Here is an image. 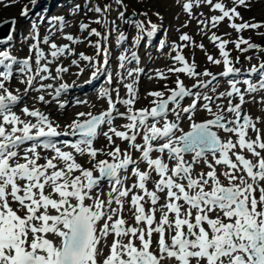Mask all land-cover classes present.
Returning <instances> with one entry per match:
<instances>
[{
    "label": "snow or ice",
    "instance_id": "1",
    "mask_svg": "<svg viewBox=\"0 0 264 264\" xmlns=\"http://www.w3.org/2000/svg\"><path fill=\"white\" fill-rule=\"evenodd\" d=\"M31 2L36 4L37 0ZM116 2L122 4V0ZM200 2L201 0H196V3ZM203 2L221 13L210 18L212 27L225 18L230 21L229 27L237 32L264 26L257 23H234V19L240 18L236 7L228 9L223 3L213 4V0ZM234 3L245 5L246 0H234ZM183 8L190 12L193 8L192 0L185 3ZM92 10L97 13L102 11L100 7ZM21 15H28L27 7L22 9ZM118 18L134 23L140 32L145 31L142 22L127 20L123 11ZM95 22L101 23L100 20ZM11 23L14 25L15 20ZM48 23L49 32L52 33L53 29L62 31L67 22L64 17L56 16L49 19ZM198 23L205 28L208 26V21ZM38 28L36 21L30 23L29 38L37 40ZM87 29V24L80 25L81 31ZM156 29L157 26L152 24L148 35L152 36ZM89 35L100 36V33L93 28ZM12 39L13 36L9 33L7 41H0V44H6ZM64 39L79 43L71 34H66ZM125 39L121 33L119 41L123 42ZM209 39L212 42L220 41L217 47L221 59H214L206 54L209 62L215 65L223 63L224 71L219 75L228 77L239 73L240 69L234 66L230 53L226 50L229 41L215 34ZM138 40L139 37L137 42ZM180 40L190 41L191 38L184 34L180 36ZM43 43L49 46L52 60L42 65L41 61L47 60V57L40 48V43L31 44L29 51H35L34 74L30 64L31 57L18 62L19 72L27 74L29 87L33 86L36 77L41 81L58 79L61 73L69 71L67 67L57 66V75L52 76L48 67V64L65 53L74 54L69 44H49V36L43 38ZM234 43L240 51L258 47L242 37ZM241 44L247 47L242 49ZM163 46L162 42L161 48ZM95 47L98 54L103 52L107 56V51L101 49L99 42ZM177 47L174 45L172 50L177 51ZM198 47L203 49V44ZM80 59L92 61V57L84 53H80ZM128 59L126 55L119 57L121 68L125 67L123 61ZM131 59H137L135 52L131 54ZM173 60L183 66L169 68V72L211 78L206 81L197 79L193 87L207 89L217 79L216 75L207 70L203 73L196 72L195 63H187L179 52ZM16 63V59L8 51L0 50V65L6 69L0 72V264H162L165 260L170 264L172 261L175 264H264V186H261V182H264V156L257 151V148L264 150V142L261 141L256 123L249 115L242 113L245 94L237 86V81H229L230 90L220 92L218 98H231L235 95L238 102L233 103L228 99L227 107L217 105L216 111H213L210 103L203 104V109L213 118L202 122L194 119L198 100L212 101L213 97L202 95L199 91L193 93L191 88L185 87L177 78L176 88L169 89L170 94L166 98L161 91L148 93L155 98L151 109H133L138 96L132 84L125 85L129 97L127 99H120L119 91L116 90L115 102L111 99L109 90L104 89L100 96L108 98L109 108L106 111L98 115L91 112L78 113V117L87 119L73 120L67 125V131H60L59 124H54L48 115L39 110H30L27 106L21 109L23 116L35 118V122L32 119H22L21 115L13 111V107L22 102V97L5 87L4 81L12 76V67ZM71 63L77 65L76 60ZM107 63L105 59L104 65ZM93 67L94 79L103 65L94 63ZM140 71L142 70H128V76ZM250 73L258 75V82L244 80L243 83L247 85L245 92L264 90V62L252 66ZM158 75L166 78L163 73L158 72ZM111 79L109 75V83ZM68 87V84L62 83L50 95L55 100ZM44 89H53V85L40 83L36 91ZM27 91L26 88L25 92ZM185 97L194 99L188 107L181 108L180 101ZM38 100L48 103L44 95H40ZM117 102L126 106V112H117ZM170 104L174 107L170 108ZM114 112L129 121L123 125L126 131L113 127L116 118ZM170 112L175 120L167 119ZM225 112L233 114L234 119L228 120ZM182 113L189 114L187 131L180 126ZM160 120L164 121L163 125L157 126ZM101 126H107V131ZM213 127L235 134L236 142L231 139L222 141ZM249 129L257 133L255 140L246 139ZM68 135L79 137L71 143L62 142L72 151L62 150L54 139ZM100 135L106 138L109 145L115 144L113 137L128 142L130 149L142 153L140 161L134 160L127 150L122 152L119 146H114L111 150L95 148L94 141ZM138 137H142V144L136 143ZM26 142L31 143L25 146ZM237 147L241 151L246 149L256 157V162L234 151ZM38 149L50 150L54 155L43 157L46 162L41 165L38 163L42 158ZM165 151L168 159L175 161L171 167L160 156L151 155L153 152L163 154ZM98 153L111 159L98 160ZM74 154L87 155L91 168H84L77 162ZM186 154L192 155L191 162L185 159ZM208 154L212 155L213 162L208 161ZM201 161L210 170L193 176V164ZM140 162H146L151 172L140 170ZM130 165L134 166L131 172L136 179L131 187H125L124 181L128 178ZM220 165L225 166L226 170L218 174L216 166ZM77 172L79 174L74 175ZM152 172L157 174L158 179L155 181V190L149 191L146 184L152 178ZM221 175L227 179V184L221 182ZM104 182L111 186L106 201L100 198ZM46 189L49 190L47 194ZM134 189L140 190L143 195H131L130 211L134 224L128 225L122 216L123 198L129 197ZM257 190L260 193L258 198L255 195ZM93 191L96 192L95 196L92 195ZM158 192L165 194V202L159 206L161 214L157 221L155 206L160 200ZM145 197L148 199L145 200ZM86 200H92V203L87 204ZM141 201L150 202L153 207L146 211ZM12 203H17L18 207L13 209ZM113 203L117 207H112ZM53 211L55 214H52ZM170 214H174V217L170 218ZM212 214H215V218H212ZM142 222L144 227H140ZM166 232L170 243L166 239ZM154 234L158 235L157 251L152 250ZM49 235L55 239H49ZM109 235L113 236L110 245L107 244ZM104 247H108L109 254L101 260Z\"/></svg>",
    "mask_w": 264,
    "mask_h": 264
},
{
    "label": "rangeland",
    "instance_id": "2",
    "mask_svg": "<svg viewBox=\"0 0 264 264\" xmlns=\"http://www.w3.org/2000/svg\"><path fill=\"white\" fill-rule=\"evenodd\" d=\"M188 0H122V4H117L116 0H66L62 3H59L57 5H53V0H37L36 4H32L31 0H5V2H0V22H7L9 25H11L12 29V36L13 39L10 42H7L6 44H0V50L8 51L10 55L17 58L18 60L26 59L31 56V53L35 57V51L32 52L29 51V47L33 43H40V48L43 50V38L45 36H48L50 25L48 23V20L52 17L56 16H62L65 18L66 22V29L59 31L56 37H54L55 33L49 40V44L52 42H55L53 40H64L62 43H58V46H62L65 44H69V46L73 49L74 54L69 55L68 53H65L63 56L59 57L55 61L52 62V64H48V67L51 71L52 76H56V67L57 66H63L67 67L69 69L66 73H61L60 78L58 79H48L43 80L44 84H52L60 85L62 83L68 84L70 87H68L66 91V95L64 97H74V93L71 91H75V89L80 88V85L84 84L88 85L90 82L94 83L98 86V89L94 91L95 96L102 98L101 103L98 100H93L89 102L88 98L90 95L88 93H83L80 96L74 97V103L70 108L68 109V116L67 119L61 120L62 112H59L57 116L51 120L54 124H59L60 128L58 130L60 131H67V125L72 123L73 120L79 119L83 121L84 119H87V117H78L75 113H88L91 112L93 115H98L103 111H106L109 108L108 104V98L107 97H101L100 92L104 90L103 88L106 87L109 82L107 78L109 77L110 73H113V68L116 67L115 62L117 61V58L121 53L125 54L126 56L132 54L135 52L137 54V62L135 63L134 68L140 69L143 71V74L141 76V71L138 73V75L135 76L133 79V87H135L138 99L132 106L134 110H140V109H151L153 107L152 101L155 99L154 97L148 95V93L152 91H161L164 93V97L166 98L170 92L169 89H175L176 88V81L177 78H179L185 87L191 88L193 85L197 83V81L193 80L192 77H189L187 75H184L182 73H175V72H169L168 69L172 67H178L176 64V61L173 60V57L177 55V52L179 54L183 55L185 59L188 60L189 64H192L193 62L196 65V72L199 73V71H202L204 69L210 68L213 72L217 71H223L224 65L221 63L220 65H215L207 60V55L213 56L214 59H221L219 49L217 47V44L220 42L219 40L216 42H212L209 38L215 34L217 37H221L223 40L229 41V43L226 45V50L230 53V59L232 60L235 67L240 69L239 73L233 74L234 77H237L239 74H242L244 77L247 75L246 72L250 71L252 66H258L260 64L261 59L264 57V26L259 27L257 29H245L240 32H237L235 29L229 27L230 21L225 18L223 21L219 22L215 27H212L210 18L212 16H219L221 13L218 10H214L210 5L206 4L201 0L200 3H195L193 8L190 12L187 13V11L184 10L183 5L187 3ZM196 2V1H195ZM41 4V8L39 11V14H36L34 12L37 4ZM215 3H223L226 8L231 9L233 7H236V11L239 12L240 18L234 19V23L240 24V23H257L264 25V0H246L245 5H238L234 3V0H213V4ZM77 6H79L77 8ZM111 6L110 13L108 12V8ZM25 7L28 8V11H33L34 15L36 14L37 19L35 20L36 23L41 28H38V38L37 40H33L29 38V32H30V23L33 20H30V22H26V17H22L21 11ZM95 7H100L102 11L100 13L95 12ZM107 9V10H105ZM123 11L124 16L128 13H136L137 19L136 21H140L143 23L144 32H140L136 27L134 23H127L124 19H120L119 13ZM144 11L143 16H147V20H145L146 17L142 18V13ZM138 12V13H137ZM32 13V15H33ZM141 14V15H140ZM146 14V15H145ZM43 17L44 19L41 20L40 18ZM126 18V17H125ZM8 20V21H7ZM11 20H15V24L12 25ZM100 20L101 23H96L95 21ZM208 21L207 28L204 27L203 24H199L198 21ZM44 21V22H43ZM5 22V23H6ZM43 22V23H42ZM150 22V23H149ZM42 23V24H41ZM81 24H87L88 29L81 31L80 25ZM154 24L157 26V30L159 29L161 31V35L159 38L153 41V45L160 47L162 42H165L166 40L169 42V51H167L163 57H155L154 60L150 59V56H144L145 49L147 48V44L145 42L146 38H144L145 35H148L149 29L151 28V25ZM95 28L99 33L100 36L95 35H89L91 29ZM201 29H204V31H201ZM53 31H56L53 29ZM123 33L126 39L123 42L119 41L120 34ZM66 34H71L74 37H76L79 40V43L69 42L66 39H64V36ZM187 34L191 40L190 41H181L180 36ZM6 36V35H5ZM50 36V35H49ZM149 36V35H148ZM8 37V36H7ZM6 38L0 39V41H7ZM137 37H139V40L137 42ZM243 38L245 40H248L249 42H255L254 38L257 40H261V42L258 44V47L255 49H249L247 51H240L237 50L235 47L234 41H236L239 38ZM161 39V41H160ZM126 41L130 43V49L134 51H126V47H123L121 51L119 50V47L126 45ZM161 42L158 44V42ZM23 42V43H22ZM99 42L100 47L102 50L107 51L106 58L109 59V57L112 55L111 60L108 61L106 65H103L100 73L96 78H92V73L95 70L93 67V64L96 63L97 57V48L95 47L96 43ZM203 44V49L198 47V45ZM94 45V46H91ZM176 45L177 51H173V46ZM187 45V46H185ZM45 47H49L48 45H45ZM247 46L244 44H241V48H246ZM109 48V51H108ZM138 49L139 51H137ZM47 54L49 55L50 49H47ZM80 53H84L85 55L92 57V61H84L80 59ZM207 54V55H206ZM153 55H156V53H153ZM250 58V59H249ZM116 60L113 64H111L110 61ZM50 60L52 58L50 57ZM72 60L77 61V65H73L71 62ZM237 60L239 61L237 63ZM41 64H45L44 61H41ZM100 65V64H98ZM81 69L83 71L81 72ZM151 69L156 70V72H153V76L150 75L149 71ZM19 71V70H18ZM17 72V71H16ZM159 73H163L164 77L166 78H160L158 75ZM20 76V75H18ZM151 77V79H150ZM153 77V79H152ZM211 79V78H210ZM209 79V80H210ZM137 81V83H136ZM148 83V87H146V83ZM41 82V83H43ZM57 83V84H56ZM119 83H122L120 81ZM119 83L117 85L112 84L111 89H115L111 92L110 96L111 99L115 102L117 100V92L116 90H119ZM137 84V85H136ZM139 86L142 84V88L145 89H138ZM222 85L221 80H214L209 85L207 89H205V93L213 98H218L220 92H226L230 90L227 89H221L220 86ZM5 87H7L10 91L13 92V94L22 96V102L20 106L17 109H14L17 114H22L21 109L25 106H27L30 110L36 109L33 107L36 104L44 106V109L48 111L52 109L58 108V105L64 103L63 97L58 99L56 98L54 103H49L51 99H53V96L47 93V90H44L42 92L46 93H38L36 91V88L39 87V84L36 83L29 87L27 84V76L19 79H15L11 81L10 83H5ZM245 87V85H244ZM28 89L27 93L25 92V89ZM124 90L126 92L125 95H120V99L129 98L128 93L126 91V87L124 86ZM201 89V88H200ZM198 87H196L195 90L201 92L203 89L200 90ZM215 90V91H213ZM70 91V92H68ZM37 92V93H36ZM54 94V92H53ZM40 95H44L45 101H48V103L40 102L38 100V97ZM232 98V97H231ZM190 97H185L183 100L180 101V107H188L192 100ZM217 103H220L222 106V103H225L228 101V98H220ZM230 99V98H229ZM236 101H238V97L235 98ZM187 101V102H186ZM245 101L248 103V109L242 108V113L249 115L252 120L254 119L255 123H258L257 129H259V135L262 136L264 140V97L262 95H253L249 97H245ZM201 102H204L201 101ZM210 102V101H206ZM200 104V103H199ZM203 104L196 110L194 119L196 122H202L207 119H212L210 113H208L205 109L202 107ZM217 106V105H216ZM169 107H174V105H169ZM227 107V104L224 108ZM263 107V108H261ZM62 110V108H59ZM262 109V110H261ZM217 110V107L216 109ZM126 111V110H125ZM230 113L225 112L224 115L228 120L234 119L233 117H229ZM189 114L182 113L183 119L180 122V126L187 131L189 126V121L187 119V116ZM76 116V117H75ZM115 116V115H114ZM113 121V127H116L118 130L126 131V129L123 128V125L127 124L128 121H126L124 118L117 117ZM167 119L169 121L175 120V116L169 113ZM261 121V122H260ZM163 120H160V123L157 126L163 125ZM104 131H107V126H101ZM213 131H216L218 136L222 141H227L230 139V137L234 138L233 142H236L237 137H233L230 135H224V131L222 129H217L213 127ZM179 134V133H177ZM257 133L253 131L252 129L248 130L247 138H251L252 140L256 139ZM224 136H229L225 138ZM260 136V137H261ZM115 144L109 145L106 138L103 135L98 136V138L94 141V147L97 149H100L104 147L106 150H111L114 146H119L123 151L127 150L129 154L132 156V158L135 160L136 157L133 156L135 149H130L129 144L126 141H122L119 138L113 137ZM97 142V143H95ZM69 151H72V149H69ZM234 151L239 152L240 154H243L239 147H237ZM257 151H260L261 156H264V150H261L257 148ZM246 152H248L246 150ZM54 155V154H53ZM75 158L78 163H80L84 168H91V163L89 162V157L87 155L80 156L79 154H74ZM231 158L235 161V157L231 155ZM97 159H108L111 158L102 154L98 153ZM185 159L189 162L192 161V155L186 154ZM208 161L213 162V157H211V154H208L207 156ZM248 159L252 160L254 163L256 162V157H254L251 153L248 152ZM23 162V160L21 161ZM40 162V161H39ZM134 167L133 165H130V168ZM217 173H222L226 170L225 166L220 165L216 166ZM206 164L201 161L200 163L193 164V176L197 175L201 171L204 173H207L209 171ZM75 174V173H74ZM98 174V173H95ZM128 174L132 175V172L129 171ZM121 175H124L121 173ZM246 175V174H245ZM128 178L124 181L125 187H131L129 186L128 182L130 180V176H127ZM221 182L224 184H227L228 181L224 176H220ZM261 186H264V182H261ZM259 191L255 193L257 198L259 197ZM56 198V197H55ZM103 199V198H101ZM106 201V200H105ZM87 204H91L90 200H86ZM115 204V203H113ZM13 209H16L18 207L17 203H12L11 205ZM117 207V205H116ZM127 207H130V198L124 200V207L122 216L126 220L127 216L125 213V209ZM23 215V212L20 213ZM52 214H55L54 211ZM212 218H215V214H212ZM227 222V220H225ZM128 225H131L129 222H127ZM206 226V225H205ZM140 227H144V224H141ZM53 239H55L53 237ZM113 240V236L107 237V244L110 245ZM153 242H154V235H153ZM138 243V241H137ZM108 248V247H107ZM104 247L105 251L107 249ZM153 251H157L155 247H152ZM103 255L100 257L102 260L104 258ZM167 264V263H164ZM170 264V263H169ZM175 264V263H171Z\"/></svg>",
    "mask_w": 264,
    "mask_h": 264
},
{
    "label": "bare ground",
    "instance_id": "3",
    "mask_svg": "<svg viewBox=\"0 0 264 264\" xmlns=\"http://www.w3.org/2000/svg\"><path fill=\"white\" fill-rule=\"evenodd\" d=\"M66 24H68V23H66ZM66 29V28H65ZM52 32H54L55 33V35H54V37H56L57 35H59V34H57L59 31H52ZM48 33H49V37L51 38L52 36H53V34L54 33H50L49 31H48ZM159 34V33H158ZM50 38H49V40H50ZM53 41H55V43L56 44H58V43H62L63 41L62 40H59V39H57V40H53ZM45 45L46 44H44V48H43V51L46 53L47 52V49H49V47H45ZM169 48H168V44H166V45H164L161 49H159V50H156V48L154 47V46H150L149 47V49H148V52H156V54L159 56V57H163V55L167 52V51H169L168 50ZM147 52V53H148ZM47 57V56H46ZM151 60H154L155 59V57L154 56H152L151 58H150ZM100 61V62H99ZM105 61V58L104 57H100L99 59H97V64H100V63H103ZM124 63V65H125V67L124 68H121V67H115V68H113V73H112V80L113 81H115L116 79H117V77H118V75H120L122 72H124V71H126L127 70V64H128V62H123ZM117 65V64H116ZM36 81H37V84H39V83H41V82H43V81H41L40 79H39V77H36V80L34 81V84L36 83ZM45 82H46V80H45ZM145 82V81H144ZM146 83V82H145ZM33 84V85H34ZM146 85H147V87L149 86L148 85V83H146ZM86 86H88V87H90V84H88V85H86ZM142 89H145V88H142ZM120 93V92H119ZM89 95H90V97H89V102L91 101V99H93V100H97V98L95 97V95H94V93L92 92V91H90L89 92ZM22 97V96H21ZM63 99H65V102H64V109L63 110H60V109H58V108H56V109H52V110H50V111H48L47 112V110L46 109H44V106H41V105H38V104H36L35 106L33 105V107L34 108H36L37 110H39L40 112H42V113H45V115H48V117H49V119L50 120H53L56 116H57V114L59 113V112H62V116H61V120H65V119H67V116H68V109L70 108V106H72L73 105V102H74V100H73V98H71V97H66V98H63ZM233 100H234V98H233ZM101 103H103V101H100ZM104 104V103H103ZM244 105V104H243ZM19 105H17V107H18ZM215 109H216V105H214L213 106ZM245 107H246V104H245ZM262 110V109H261ZM80 113V112H79ZM76 114V116H77V114L78 113H75ZM75 116V117H76ZM229 116L230 117H232L233 116V114H229ZM22 119H32V121H35L33 118H28V117H25V116H22ZM226 134H228V135H230V136H233V137H236L235 136V134H230V133H226ZM67 149H68V147H67ZM243 152L245 153V150H243ZM137 155H138V161H140V158H141V155H140V152H137ZM155 155V154H154ZM247 155V154H246ZM46 161H45V159L44 158H42L41 160H40V162H39V164H44ZM140 164L142 165V167H141V170H151V169H148L147 168V164H146V162H140ZM154 172H152V174H153ZM79 173L77 172V173H75L74 175H78ZM195 176V175H194ZM135 177H132V179H131V183H132V185H133V183H135ZM157 180V174L155 173V179H150L148 182H147V184H146V187H147V189L149 190V191H154L155 190V181ZM47 191H49L48 189H46V194H47ZM108 193L109 192H107L106 191V186H102V193H101V196H100V198H105V199H108ZM132 194H140V195H143V192H140V190H138V189H134L133 190V192L132 193H130V195H129V197H127V198H131V195ZM162 194L163 193H159L158 192V195L160 196V200L158 201V203H157V205L155 206L156 207V209H157V211H156V220L158 221L159 220V218H160V211H159V206L161 205V204H163L165 201H164V198L163 197H161L162 196ZM92 195L93 196H95L96 195V192L95 191H93V193H92ZM148 198L147 197H145V200H147ZM91 201V203H92V200H90ZM141 204H143L144 205V207H145V210L146 211H148L151 207H153L151 204H150V202L149 203H145L144 201H141L140 202ZM112 207H116V204H113L112 205ZM126 212H127V217H128V219H130V221H131V223L132 224H134V221H133V217H132V214H131V211H130V207H127L126 208ZM174 217V214H170V218H173ZM143 223V222H142ZM110 236V235H109ZM156 238H157V234H156ZM125 242H126V240H125ZM107 248V247H106ZM109 254V250H108V248L104 251V255H108ZM167 262V260H165V261H163L162 262V264H164V263H166Z\"/></svg>",
    "mask_w": 264,
    "mask_h": 264
}]
</instances>
